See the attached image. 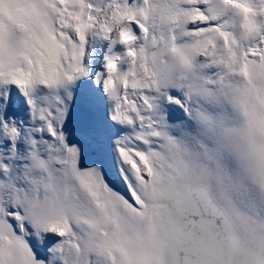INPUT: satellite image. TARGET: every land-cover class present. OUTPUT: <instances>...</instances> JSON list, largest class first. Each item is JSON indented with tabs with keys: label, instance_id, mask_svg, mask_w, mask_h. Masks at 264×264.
I'll list each match as a JSON object with an SVG mask.
<instances>
[{
	"label": "snow or ice",
	"instance_id": "snow-or-ice-1",
	"mask_svg": "<svg viewBox=\"0 0 264 264\" xmlns=\"http://www.w3.org/2000/svg\"><path fill=\"white\" fill-rule=\"evenodd\" d=\"M0 264H264V0H0Z\"/></svg>",
	"mask_w": 264,
	"mask_h": 264
}]
</instances>
